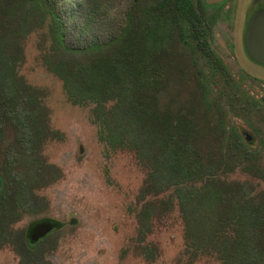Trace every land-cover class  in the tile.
I'll return each mask as SVG.
<instances>
[{
	"label": "rangeland",
	"instance_id": "1",
	"mask_svg": "<svg viewBox=\"0 0 264 264\" xmlns=\"http://www.w3.org/2000/svg\"><path fill=\"white\" fill-rule=\"evenodd\" d=\"M95 1L102 4L99 18L118 21L127 10V0ZM21 4L24 0H0V44L13 39V45L15 36L25 33L15 58L6 53L10 45L4 43L19 80L13 84L14 99L0 100V264H220L215 251L186 248L176 206L165 213L159 210L141 239L136 211L143 196V167L133 152L112 150L100 139L92 105L68 100L62 82L43 62L49 44L45 29L29 33V8ZM200 14L206 19L201 28L207 47L224 69L213 75L207 56L197 60L173 30L158 58V104L188 113L203 158L224 159L219 176L248 181L257 202L264 190L259 179L264 178V68L247 58L235 21L221 7ZM99 18L84 33L86 41L108 36ZM73 31L66 41L72 40ZM9 50L16 54L14 46ZM198 67L213 87L206 99ZM29 85L41 90L47 125L55 132L40 149L45 163L54 168L29 163ZM237 134L249 147V166L233 163ZM41 221L52 222L54 228L29 245V228ZM146 247L153 258L145 257Z\"/></svg>",
	"mask_w": 264,
	"mask_h": 264
},
{
	"label": "trees",
	"instance_id": "2",
	"mask_svg": "<svg viewBox=\"0 0 264 264\" xmlns=\"http://www.w3.org/2000/svg\"><path fill=\"white\" fill-rule=\"evenodd\" d=\"M23 6L29 8V33L45 29L49 44L43 62L62 82L68 100L92 105L100 139L112 150L133 152L143 167V196L136 211L141 239L159 210L165 213L176 206L185 246H191L193 253L205 247L215 251L220 264H264V190L255 202L248 181L222 179L218 169L224 159L203 158L189 114L169 103L164 108L158 104L162 80L158 58L166 51L173 30L195 58L207 56L213 75L224 69L208 49L201 28L206 19L200 12L211 6L203 0L197 4L194 0H127L125 15L118 21L97 17L102 4L95 0H24ZM98 18L108 36L86 41L84 33L94 28ZM71 31L68 42L65 38ZM15 37L13 45V39L0 44V100L14 99L13 84L19 80L4 50L6 43L16 48V54L10 46L6 48L9 57L21 54L25 33ZM198 69L201 95L206 99L213 87L205 70ZM40 93L29 85V163L54 168L40 153L41 142L55 133L47 125ZM233 146L237 150L234 165L249 166V147L239 134ZM29 245H33L30 240ZM151 253L146 247L145 257L153 258Z\"/></svg>",
	"mask_w": 264,
	"mask_h": 264
},
{
	"label": "water",
	"instance_id": "3",
	"mask_svg": "<svg viewBox=\"0 0 264 264\" xmlns=\"http://www.w3.org/2000/svg\"><path fill=\"white\" fill-rule=\"evenodd\" d=\"M206 4L217 3L221 0H204ZM243 43L248 57L264 66V6L253 11L250 15L243 36ZM54 228L49 221H41L30 227L28 232L31 242H36Z\"/></svg>",
	"mask_w": 264,
	"mask_h": 264
},
{
	"label": "flooded vegetation",
	"instance_id": "4",
	"mask_svg": "<svg viewBox=\"0 0 264 264\" xmlns=\"http://www.w3.org/2000/svg\"><path fill=\"white\" fill-rule=\"evenodd\" d=\"M207 5H209L211 7L212 6L221 7L224 15L227 16L228 18H232L235 21V25H236L235 30L238 29L240 32L243 51H244L245 55L247 56V58L250 61H252L248 57V55L245 51L244 43H243V36H244L245 30H246L247 21H248L250 15L257 8L264 6V0H221L217 3L207 4ZM252 62L255 63L256 65H259V66L264 68V66H262L256 62H254V61H252ZM29 231H30V228H29ZM28 237H29V235H28ZM31 243H34V242H31Z\"/></svg>",
	"mask_w": 264,
	"mask_h": 264
}]
</instances>
